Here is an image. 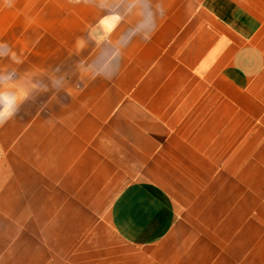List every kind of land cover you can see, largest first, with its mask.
<instances>
[{
	"label": "crops",
	"instance_id": "obj_1",
	"mask_svg": "<svg viewBox=\"0 0 264 264\" xmlns=\"http://www.w3.org/2000/svg\"><path fill=\"white\" fill-rule=\"evenodd\" d=\"M13 70L0 264H264V0H0Z\"/></svg>",
	"mask_w": 264,
	"mask_h": 264
},
{
	"label": "clouds",
	"instance_id": "obj_2",
	"mask_svg": "<svg viewBox=\"0 0 264 264\" xmlns=\"http://www.w3.org/2000/svg\"><path fill=\"white\" fill-rule=\"evenodd\" d=\"M61 80L51 81L60 86ZM48 88L40 81L13 71H0V125L17 116L25 102L33 99Z\"/></svg>",
	"mask_w": 264,
	"mask_h": 264
}]
</instances>
